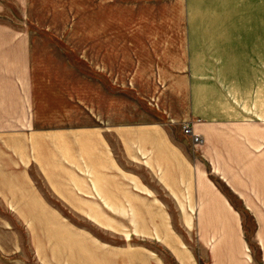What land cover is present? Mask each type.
<instances>
[{
  "label": "rangeland",
  "instance_id": "obj_1",
  "mask_svg": "<svg viewBox=\"0 0 264 264\" xmlns=\"http://www.w3.org/2000/svg\"><path fill=\"white\" fill-rule=\"evenodd\" d=\"M183 8L182 0H27L32 128L76 129L89 124V113L98 116L120 167L121 212L96 221L97 215L72 213L78 205L48 196L44 201L53 214H1L0 226L9 225L8 237L17 243L7 264H112L113 254L125 261L135 252L160 254L154 241L160 237L177 238L194 255H205L202 245L210 248L215 237L201 233L198 213L179 214L176 205L163 200L166 214H144L138 205L129 208L125 197L133 188L127 180L131 174L137 190L151 186L142 159L144 142L155 139L150 129L158 126L170 141L190 143L181 133L184 125L199 138L191 143L196 176L239 213L247 255L264 256V201L258 192L264 179V122L207 126L190 121L185 85L178 80L185 61ZM8 13L15 17L10 7ZM113 77L119 88L110 87ZM113 128L112 135L106 133ZM33 178L46 197L49 184Z\"/></svg>",
  "mask_w": 264,
  "mask_h": 264
},
{
  "label": "crops",
  "instance_id": "obj_2",
  "mask_svg": "<svg viewBox=\"0 0 264 264\" xmlns=\"http://www.w3.org/2000/svg\"><path fill=\"white\" fill-rule=\"evenodd\" d=\"M182 3L185 61L178 80L185 85L190 121L207 126L264 122V0ZM9 7L15 17L9 15ZM26 7L27 0H0V135L4 136L0 150L5 151L0 153V215L53 214L56 211L44 201L48 196L65 206L78 205L79 210L72 213L97 215L96 221L107 213L119 214L120 167L113 161L98 116L89 113V124L76 129L32 128L35 98L24 23ZM109 85L119 88L114 77ZM114 130L106 133L112 135ZM150 132L155 139L144 142L142 159L151 186L141 185L137 190L135 175L127 176L133 182L132 190L125 192L131 200L128 207L138 205L144 214H166L167 202L163 200H170L179 214L198 213L201 233H212L214 244L210 248L203 244L205 255H194L177 238L160 237L154 239L161 246L160 254L135 252L127 255L128 261L113 254L112 264H264V256L252 260L247 255L239 213L196 176L190 161L195 148L191 142L174 143L158 126ZM214 173L229 185L223 172L214 169ZM35 176L49 184L46 197ZM259 186L264 201V179L259 180ZM8 227L1 222L3 264L16 255V238L8 237Z\"/></svg>",
  "mask_w": 264,
  "mask_h": 264
},
{
  "label": "built area",
  "instance_id": "obj_3",
  "mask_svg": "<svg viewBox=\"0 0 264 264\" xmlns=\"http://www.w3.org/2000/svg\"><path fill=\"white\" fill-rule=\"evenodd\" d=\"M181 133L182 135H186V137L191 138L192 144H196L197 140L199 139L197 136L195 137L191 134V129L187 125H184L183 128H181Z\"/></svg>",
  "mask_w": 264,
  "mask_h": 264
}]
</instances>
